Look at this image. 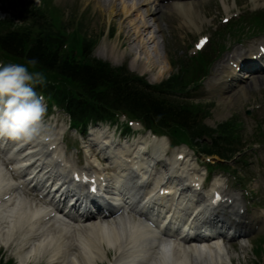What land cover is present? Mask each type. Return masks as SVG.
Instances as JSON below:
<instances>
[{
  "label": "bare ground",
  "instance_id": "obj_1",
  "mask_svg": "<svg viewBox=\"0 0 264 264\" xmlns=\"http://www.w3.org/2000/svg\"><path fill=\"white\" fill-rule=\"evenodd\" d=\"M94 1L101 10L100 16L108 20V26L113 28L115 25L118 30L117 38L112 43L105 42L101 48V53L118 59H130L132 61V70L137 69L143 73L157 70L159 75L162 74L165 70L160 69V63L163 59L160 54L159 41L161 28L157 24V20L152 19L155 18V15L151 13L152 10L156 12L158 9L153 8L149 0ZM252 1L258 2L259 0ZM173 6L178 13L183 15L185 23L200 29L195 21L199 13L193 5L175 4ZM225 9L228 12L230 6L226 4ZM150 47H152V51L149 50ZM121 50L122 54H120ZM143 57H146L148 61L143 62ZM230 77H232L230 72L227 70L223 71L221 78L211 88L221 87L220 92L226 93L227 90L223 86L226 85L227 79ZM259 81L261 79H255L256 83ZM253 85V82L249 83V86ZM240 88L244 90L246 86L241 85ZM221 100L225 102L230 99L223 97ZM31 138L32 136L23 139H10L7 137L0 139L1 154L6 160L10 157V164L13 165L15 174H22L32 163L37 164L36 166L39 168L44 163L46 166H51L46 155L40 152L42 137L36 136L34 145L31 142ZM166 142L165 138L155 140L153 143V147H155L152 152L153 155L146 156L144 153L147 154L145 151L149 144L144 143L142 139L132 145L116 148L115 145L117 144L114 142L113 137L102 135L97 139L99 147L96 150L98 152L104 150L113 160L115 159L116 164L121 162L117 171L112 166V172L109 173V175L113 174L112 177L109 176L111 182L118 177L117 184L119 185L120 183L122 185L120 187L121 190L126 188L128 194L132 192L136 198L155 197L158 199L157 195H159L161 188L165 189L166 179L169 180V186L175 189H179L177 186L182 188L201 183L200 175L191 167L190 155H186L185 158H187L183 161L177 159L178 154L173 155L169 158L164 170L161 171L152 167V165L156 164L157 156H163L166 152ZM92 146L95 147L97 145L94 144ZM6 149L12 154L11 156L6 155L5 151H2ZM32 152L35 154L31 155ZM182 155H185L184 152ZM94 159L96 168H100V164L96 161V156ZM36 166L33 167V172L36 171ZM59 174L56 171V175L59 176ZM127 175L128 177L125 178ZM39 178L43 180L44 176L41 175ZM13 181L10 173L4 169L3 163H0V198L14 187ZM178 182L180 183L177 184ZM112 184L116 186L115 183ZM141 186L143 189L138 191ZM214 188H218L217 183L206 193L211 194ZM191 192L196 194L195 190H191ZM200 194L204 195L205 193ZM229 198L238 204H242L241 199L238 197L231 195ZM27 199L18 198L16 201L13 196L9 200L3 201L0 205V243L9 246V248L15 245V255L20 257L22 262H26L28 259L37 261L38 259H45L46 264H99L108 258L107 250L111 248L115 249L116 260L114 264H230L225 260L226 252L232 262L230 252L227 249L225 251L219 242H216L217 246H212L208 250L205 248L201 249L200 245L190 242L188 244L193 245L180 247L178 251L174 252V258L172 256H164V250L167 245L161 244V248L153 249L151 252L147 251V237L139 233L138 224L134 223L130 217L122 218L118 221L114 220L111 223L97 222L92 219L80 220L76 226L66 228H63L59 223L51 221L42 220L35 223V220L42 219L48 214H46L44 206L37 205L34 208L35 201ZM191 204L192 202L188 203V207ZM136 207L139 209L146 208L144 204L136 205ZM232 209H235V206ZM195 210L196 208L190 209L189 212L193 214ZM38 223L46 228L40 232L41 234L35 231ZM238 233L247 235V229H242Z\"/></svg>",
  "mask_w": 264,
  "mask_h": 264
},
{
  "label": "trees",
  "instance_id": "obj_2",
  "mask_svg": "<svg viewBox=\"0 0 264 264\" xmlns=\"http://www.w3.org/2000/svg\"><path fill=\"white\" fill-rule=\"evenodd\" d=\"M14 23L0 21V59L22 63L36 58V70L45 74L43 86L54 87L59 104L67 108L76 121L84 117L102 118L118 109H126L142 117L149 126L166 130L174 139L210 137L214 146L205 145V152L230 158V148L220 151L221 143L230 145L235 140L231 124L217 130L202 125L207 110L178 97L188 87L197 85L209 67L210 51L195 60L184 62L179 74L159 85L130 76L123 68H111L90 55L91 41L79 38L74 32L72 46L63 50L65 32L63 23L32 24L30 28H13ZM216 134V137L214 136Z\"/></svg>",
  "mask_w": 264,
  "mask_h": 264
},
{
  "label": "rangeland",
  "instance_id": "obj_3",
  "mask_svg": "<svg viewBox=\"0 0 264 264\" xmlns=\"http://www.w3.org/2000/svg\"><path fill=\"white\" fill-rule=\"evenodd\" d=\"M3 0H0V3H2ZM10 0H5L3 4L7 3ZM29 1V0H27ZM41 0H33L31 2L32 5L40 4ZM173 3L171 4V1L168 3L160 2L159 8H157V3L153 5V8H157L158 10L154 12L152 10L151 13H154L155 20H157V24L160 25L161 32H160V54L163 57L162 62L160 63V69H164L165 71L162 72V74H158L157 70H154L153 72L142 74L141 71L136 70L134 71L135 74L144 76L150 83L152 84H158L164 80H166L172 73H173V67L170 65L171 62H179L180 60L184 59L188 55H192L195 53V50L193 49V45L201 35H208L212 36L214 35V32L216 29L222 27L224 24L222 23L223 17H233L237 16L241 11H247L248 9H252L253 6L257 5L258 3L262 4L264 3V0H259V2H253L251 0H172ZM175 3H184V4H191L195 7L197 12L199 13L198 18L195 19L196 25L200 28L198 29L196 26L185 23V19L183 15L178 13L176 11V8L173 6ZM164 4L167 6H164ZM230 6V10L227 12L225 9V5ZM235 4V6H234ZM52 6L56 7L57 11L56 13V20L58 22H64L65 25L73 31V29H76V27L83 28V32L87 31L91 35H95L100 37V41L97 45V47L94 50V56L102 59L104 61L110 62L112 65L116 66H127L129 69L132 65V61L130 59H118L112 56H106L103 53H101V48L103 47V44L105 42L112 43L118 36V30L117 27L114 25L113 28L108 27V20L104 19L100 16V8L97 7V3L94 0H50L49 1V7L50 9ZM164 6L163 8H160ZM256 8V7H255ZM55 9V8H54ZM49 8L44 7L42 9V13L44 16V19L49 18L50 11H48ZM10 12V11H9ZM14 14H17V10ZM13 14V15H14ZM248 15V14H246ZM4 16V15H3ZM62 17V18H61ZM243 23L246 24V21L243 20ZM225 27H222V39L221 43L226 44L229 48V52L227 54L235 53L238 54L241 50H245L246 48L252 49L256 47L260 40H262L264 37V33H261L259 31L249 32L246 34V36H241L240 38L244 39L242 43L245 44L244 46H237L235 44L230 47V44L228 42V33H224L223 30ZM111 30L110 35L109 32ZM237 34V33H236ZM254 36H257L258 39H254ZM215 35L213 36L212 40L214 39ZM212 42V41H211ZM211 43L206 47L208 49L210 47ZM205 49V50H206ZM237 49H240L238 52ZM150 51H152V47L149 48ZM120 54H122V50L120 51ZM152 55H154L153 52H151ZM226 54V55H227ZM225 57H221V60ZM143 62H147L148 59L146 57H143ZM173 64V63H172ZM213 73V74H212ZM212 76L208 77L204 84L199 88L198 91L191 92V95L193 99L197 103H205L212 105V116L211 118H208L206 120L207 124L211 127H215L216 123L224 122L230 118H237L245 125V134L248 136L246 139L251 138V134L253 133V127L256 126L257 123L264 120V109L258 110V111H251L254 109L257 104H263L264 102V74H258L254 75L255 78L253 79H261L258 83L255 82L253 86H249V89L246 88L245 92H239V90H233L229 88L227 97L230 98V100H226L223 102L219 96H212V92L214 90H210L209 82L213 80V78H218V72H215L214 68L211 72ZM249 84L246 85V87ZM217 90H220L219 88H215ZM219 92V91H218ZM216 93V92H215ZM214 94V93H213ZM248 111L251 113L248 115ZM62 117V116H60ZM63 118V117H62ZM65 118V117H64ZM66 119V118H65ZM50 121V118L49 120ZM55 123V122H54ZM53 123V124H54ZM48 126H51L52 123L50 121ZM115 129V127H114ZM73 132H70V135ZM130 136L132 137V141L138 140L141 138L140 136L134 135L130 133ZM132 142V143H133ZM122 144L125 142H121ZM259 150H253L250 151L252 154L255 155L256 161L260 160V162H263L264 157V146H257ZM178 148H184L183 146H180ZM257 148V149H258ZM186 149V148H184ZM187 150V149H186ZM188 151V150H187ZM254 175V173H253ZM257 176V174H255ZM264 179L262 178V181ZM258 186H261V184L257 185L255 183L251 184L248 187L251 189L255 197L260 198L261 201L264 200V189L260 187L258 189ZM260 192L262 194H260ZM264 234V231L260 232ZM260 239L263 238H256L250 241V245L246 250L244 251L245 254H240L239 249L238 252L234 251L233 255L236 258V264H264V257L260 256L257 252L255 256V253L252 252V248L254 247V244L256 245V242H258ZM233 245V244H231ZM254 249V248H253ZM0 258L3 261L12 260L14 258V254L12 252H5L2 248H0ZM3 252L4 254L3 256ZM257 257V258H256ZM18 263H21L20 260L17 261Z\"/></svg>",
  "mask_w": 264,
  "mask_h": 264
},
{
  "label": "clouds",
  "instance_id": "obj_4",
  "mask_svg": "<svg viewBox=\"0 0 264 264\" xmlns=\"http://www.w3.org/2000/svg\"><path fill=\"white\" fill-rule=\"evenodd\" d=\"M37 64L36 58L0 61V137L29 138L44 126L45 98L35 86L43 85L46 77Z\"/></svg>",
  "mask_w": 264,
  "mask_h": 264
},
{
  "label": "snow or ice",
  "instance_id": "obj_5",
  "mask_svg": "<svg viewBox=\"0 0 264 264\" xmlns=\"http://www.w3.org/2000/svg\"><path fill=\"white\" fill-rule=\"evenodd\" d=\"M92 191H95V189L93 188ZM216 199H219V195L217 194Z\"/></svg>",
  "mask_w": 264,
  "mask_h": 264
}]
</instances>
